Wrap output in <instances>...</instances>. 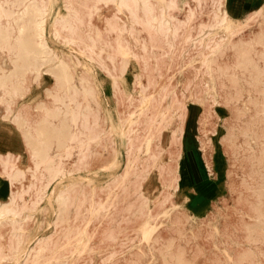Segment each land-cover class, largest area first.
<instances>
[{
  "label": "bare ground",
  "instance_id": "obj_1",
  "mask_svg": "<svg viewBox=\"0 0 264 264\" xmlns=\"http://www.w3.org/2000/svg\"><path fill=\"white\" fill-rule=\"evenodd\" d=\"M63 2L65 10L52 23L53 35L87 53L109 76L112 93L126 92L127 105L134 109L116 125L101 114L96 83L84 77L77 81L75 59L54 53L46 42L48 0H0V49L11 64L0 62V118L15 126L23 151L0 153V173L9 182L7 198L0 197V258L4 248L13 253L22 249L19 221L29 216L54 179L89 168V159L101 157L97 165L107 158L113 163L110 138L116 128L125 146L124 167L101 189L91 187L97 197L81 222L69 191L59 189L54 225L68 223L65 238L78 243L80 255L94 247L97 235V246L115 242L125 219L114 217L122 207L113 190L125 183L134 187L138 206L152 220L143 225L141 237L151 235L161 224L155 220L171 213L161 209L165 202L172 203L177 189L190 100L203 106L201 124L214 115L222 119L218 112L223 108L228 111L227 119L220 120V140L230 166L226 186L229 194L236 193L235 210L252 217L264 232V126L257 119L264 118V3L236 21L225 0ZM106 5L113 12L104 18L101 8ZM130 62L136 64L130 67ZM32 84L42 88L36 98L28 95ZM199 143L212 176L207 146L201 139ZM241 151L249 161L247 169L246 163L237 165ZM233 174L240 177L238 184ZM31 192L36 196L33 206L26 200ZM108 214L113 217L100 218ZM7 225L11 240L3 233ZM262 232L249 251L262 250ZM44 243L39 239L25 249L24 263L45 264ZM119 251L112 248L97 263L113 260Z\"/></svg>",
  "mask_w": 264,
  "mask_h": 264
},
{
  "label": "rangeland",
  "instance_id": "obj_2",
  "mask_svg": "<svg viewBox=\"0 0 264 264\" xmlns=\"http://www.w3.org/2000/svg\"><path fill=\"white\" fill-rule=\"evenodd\" d=\"M101 9L104 18L113 12L111 5L102 6ZM64 10L63 0H48L46 42L54 53L75 59L77 81L84 77L86 80L96 83L97 88L94 87V89L101 114L105 118L111 119V122L116 125L119 117L133 110L134 106L127 105L126 92L116 95L112 93L109 76L87 53L80 51L75 44H68L53 35V20L58 13ZM244 15L231 16L229 14L236 21ZM95 18L97 19L98 16L95 15ZM254 27L256 26L254 25ZM8 59L7 52L0 49V62H6L5 65L10 66ZM135 64V62H130V67ZM31 88L32 91L28 92L30 97L36 98L42 94L40 86L34 85ZM87 96L90 97V94ZM20 100H17L16 103H19ZM2 109L3 104H0V110ZM202 113V104L191 100L187 103L182 153L178 159L180 189L171 194L172 203L165 202L162 206L161 210L171 212L170 218L160 216L156 219V223L161 224L151 235L148 234V239L141 237L142 229L144 224L151 223L152 220L146 218L143 215V210L138 206L134 187L125 183L120 186L122 189L113 190L116 192L117 202L122 207L121 212L114 217L125 219L123 223L125 228L119 231L120 233L118 232L119 236L115 242L97 246L95 245L99 237L97 235L92 240L94 247L80 255L76 251L78 243L67 241L65 238L68 223L54 225L55 211L57 210L54 195L59 189L65 188L69 191L73 206L75 205V209L78 208L77 221L81 222V219L86 216L87 208L97 197L93 195L91 187L98 188L100 186L101 189L102 185L110 181L115 173L124 167L125 146L120 136V130L116 128L110 138L115 154V157L112 158L113 163L108 162L109 158H107L105 164L97 165L102 161L101 157L89 159L88 164L91 165L89 168L73 172L68 177L65 175L54 179L47 186L42 200L28 211L29 216L19 221L20 227L16 232L19 234L22 249L18 253H13L10 249L4 248L0 264H27L24 263V250L35 245L39 239L46 241L42 252L45 264H58L61 260H65V264H80L82 262L84 264H99L97 261L102 257L105 258L112 248L120 251L113 260H104L101 264H264V244L260 252L249 251L254 244L252 241L255 235L263 230L252 217L241 215L235 210L232 201H235L236 193L229 194L226 186V180H228L226 170L230 166L224 145L220 140L222 133L220 120L227 119L229 113L223 108L221 112H218L222 119L216 118L214 115L210 118L211 122L201 124ZM257 119L264 126V118ZM212 120L215 121L214 125ZM201 126L206 130H202ZM213 129H215L214 132H212ZM200 139L207 146L208 154L206 153V155L211 160L214 174L212 176L207 174L204 167L202 149L199 145ZM6 152L21 154L23 152L22 141L15 126L9 120L0 118V153ZM238 155L237 165L246 163L247 169L248 159L242 151ZM262 159L264 160V157ZM17 165L21 168L24 167L20 161L17 162ZM233 177L238 184L240 177L234 174ZM100 189L99 192H101ZM8 190V179L0 173V197L2 199L7 198ZM244 193L248 199H252L249 189H245ZM184 194L189 198L185 200ZM26 200L33 206L32 203L36 200L35 193H29ZM111 217L113 216L108 214L100 218L110 219ZM3 229L5 237L11 240L10 226L7 225ZM262 233L264 234V232ZM231 240H238L239 244L233 245ZM16 258H18L17 262Z\"/></svg>",
  "mask_w": 264,
  "mask_h": 264
},
{
  "label": "crops",
  "instance_id": "obj_3",
  "mask_svg": "<svg viewBox=\"0 0 264 264\" xmlns=\"http://www.w3.org/2000/svg\"><path fill=\"white\" fill-rule=\"evenodd\" d=\"M263 3H264V0H225L227 11L231 16H239V15L241 16L242 14H245L248 10L257 9ZM202 156H203V153H202ZM178 165H179V160H178ZM204 167H205L207 174L210 175L205 164H204ZM179 176H180V173L178 170L176 191H179L180 189V182L178 180ZM183 198L186 200L189 198V196L184 194Z\"/></svg>",
  "mask_w": 264,
  "mask_h": 264
}]
</instances>
